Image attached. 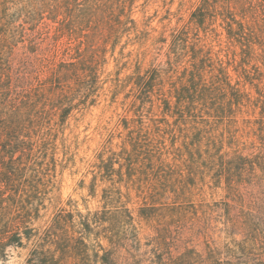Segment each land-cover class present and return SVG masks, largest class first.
Masks as SVG:
<instances>
[{
    "label": "rangeland",
    "instance_id": "obj_1",
    "mask_svg": "<svg viewBox=\"0 0 264 264\" xmlns=\"http://www.w3.org/2000/svg\"><path fill=\"white\" fill-rule=\"evenodd\" d=\"M99 2L105 0H74L54 16L42 11L40 0H0V39L6 29L8 44L4 53L0 46V124L7 110L16 108L11 116L27 126L14 134L25 142L24 152L8 157L0 152V233L18 228L21 235V245L0 250V264H23L36 242L27 240L24 231L41 234L58 212L92 216L121 206L131 212L130 230L138 238L129 251L142 259L264 264V182L249 180L244 199L251 208L233 210L241 212L240 222L244 215L255 226L245 238L225 224L223 204L230 201L224 179L216 182L207 170L212 156L252 157L262 151L257 122L264 121V68L241 60V47L228 43L220 17L209 15L204 26L194 25L191 15L202 0H108L114 6L112 33L101 22L105 14H97ZM240 4L255 11L264 0ZM28 15H36L35 21L26 22ZM235 19L247 22L249 17ZM104 27L111 35L99 38ZM181 31L183 50L181 43L172 44ZM193 43L244 97L241 110L232 106L233 114L224 117L210 111L177 123L174 97L167 104L159 100L181 85ZM91 54L90 75L87 70L81 80L65 81L67 94H53L54 74L44 64L56 68L62 60L75 62ZM252 65L258 69L255 79L244 73L252 72ZM206 69L204 79L210 76ZM27 85L25 98L21 88ZM234 90L225 89V102L232 101ZM16 93L20 98H14ZM209 107L211 102L199 108L204 113ZM195 132L208 145L202 157L187 153ZM199 158L206 162L201 167L196 166ZM86 242L91 250H98V243L108 245L95 230ZM122 242L132 244L128 235ZM123 256H128L125 251Z\"/></svg>",
    "mask_w": 264,
    "mask_h": 264
},
{
    "label": "trees",
    "instance_id": "obj_2",
    "mask_svg": "<svg viewBox=\"0 0 264 264\" xmlns=\"http://www.w3.org/2000/svg\"><path fill=\"white\" fill-rule=\"evenodd\" d=\"M74 0H40L42 11H46L49 15L59 16L65 10L70 9L71 3ZM100 1V0H97ZM125 4L124 1L121 4ZM113 4V2H111ZM240 4V0H202L197 9L192 13L191 20L197 27L204 26L207 17L211 15L212 17H220L222 20L223 27L226 31V36L228 43H236L241 47L240 55L243 62H254V64L259 63L264 68V28L260 25H264V5L255 11H251ZM97 14H105L104 23L106 29L107 27L112 31V18L114 16V6L108 4V0H105L103 4H97ZM38 13H36L37 15ZM32 15L26 16V22H34L36 19ZM237 15L248 16L249 20L247 22H239L235 19ZM71 17V16H69ZM69 19V18H68ZM108 22L110 24H108ZM120 22V21H119ZM105 27L102 28L99 38L102 36L109 37L110 31L106 32ZM22 29H24L22 27ZM6 29L3 32V38L0 39V46L2 53H4L5 47H8ZM105 31V32H104ZM104 32V33H103ZM183 31L178 32L173 35L172 44L182 45L181 49L185 48V39H183ZM186 37V35H184ZM196 44L191 45V50L189 51L190 57L188 59L189 69L185 68L184 78L179 79L181 85L176 86L170 90L169 94H161L159 100L167 104L169 102V97H174L176 113H179L175 121L177 123H190L204 116H209L210 111H215L220 113L224 117L226 112L228 114H233L232 106L236 110H241L242 101L244 97L239 95L236 90L230 85L227 76L221 68H216L209 62V58L203 54L202 49H196ZM175 48V47H174ZM181 55V54H180ZM44 63V62H43ZM49 63V64H48ZM46 69L53 73V81H50V89L53 94L57 96L67 94L65 81H77L81 80L83 76L87 75V70L89 74L93 68V55L81 56L75 62H69L62 60L57 64L55 68L52 62L44 64ZM208 68V69H206ZM208 73V78H203V71ZM217 71V72H216ZM257 67L253 68L252 72L250 70L246 71L245 74L250 79H255V72H257ZM258 74V72H257ZM256 74V75H257ZM260 77L264 78V73H260ZM52 80V79H50ZM28 85L22 90V96L26 98V92ZM225 89L230 91L234 90L232 101L225 102L226 95ZM58 90V91H56ZM20 93H16L15 99L20 98ZM211 102V107L207 108V112H202L199 108L205 106L206 103ZM226 104V107L224 106ZM215 104V106H212ZM232 109V110H231ZM227 110V111H226ZM17 111L15 109H9L2 116V122L0 124V146L3 157L7 156L9 153H14L19 151L24 152L26 148L21 149L24 145V141L19 143L17 138H14L16 131L20 134L27 128L22 122L17 121L11 115ZM25 123L28 122L27 118L24 119ZM250 122V121H247ZM260 127L258 134L263 143L262 151L257 152L252 157L242 156L240 153H233L231 156L222 157L212 156L210 159H206L209 168L208 173L211 177L218 182L224 179L225 189L230 202H224V217L225 224L229 225L230 230H239L240 233H244V237L247 231H252L249 229L251 222H249L248 217L243 215V221L239 220V213H233L236 206L248 207L249 203L244 199L248 188L249 180H260L264 182V121L260 119L257 122ZM28 124V123H26ZM197 132V128L193 127ZM195 132V133H196ZM200 132V129H198ZM196 138L190 140L189 145L192 148L187 149V153L194 155L198 152L202 157L204 150L209 151V149L202 147H207V144L202 145L203 137L195 134ZM187 137V136H186ZM207 140H209L207 138ZM196 148L195 151L192 149ZM21 149V150H20ZM203 150V152H202ZM193 158V156H192ZM200 158L198 159L197 165L201 167L204 165ZM256 167L259 168L260 174H255ZM107 171H111L107 169ZM247 176V177H246ZM31 180L29 183L34 189L35 186ZM35 190V189H34ZM250 195V194H249ZM255 203V202H254ZM252 203V204H254ZM22 206V205H21ZM146 214H144V212ZM141 213L146 217L149 216L148 209H141ZM247 218V220H246ZM131 212L124 206L115 208L113 210H103L100 213L95 212L91 215H82L80 213L76 216L72 213L58 212L52 220L51 225L46 228L41 234L34 232L33 229L28 228L24 231V236L27 240L36 239V242L29 251L27 258L23 264H178V259L172 256L168 258L159 257L155 260L147 261L138 257V255L132 254L129 250H134L135 246L133 244H138L137 233L130 230V224L132 221ZM107 224V225H106ZM106 225V226H102ZM255 227V226H251ZM100 228V229H99ZM95 230L96 235L103 236L107 242V247H103L101 244H97L98 250H91L90 245L86 242V237ZM124 232V234H123ZM125 233L130 236L132 244H124L123 239ZM162 239V237H161ZM164 239V238H163ZM162 239V242H163ZM159 242V244H162ZM247 240L240 243L242 250H244ZM8 244H19L21 245V235L18 228L6 230L3 229L0 233V250H3ZM124 251L128 256H123ZM2 252H0V257ZM199 257V256H198ZM204 264H223L217 260L211 259L209 261H204Z\"/></svg>",
    "mask_w": 264,
    "mask_h": 264
}]
</instances>
